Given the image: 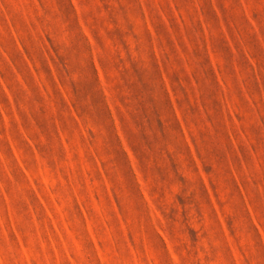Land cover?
<instances>
[{"label": "rangeland", "instance_id": "1", "mask_svg": "<svg viewBox=\"0 0 264 264\" xmlns=\"http://www.w3.org/2000/svg\"><path fill=\"white\" fill-rule=\"evenodd\" d=\"M0 264H264V0H0Z\"/></svg>", "mask_w": 264, "mask_h": 264}]
</instances>
